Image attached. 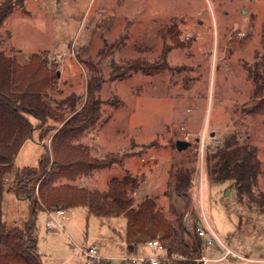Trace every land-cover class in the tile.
Wrapping results in <instances>:
<instances>
[{
  "label": "rangeland",
  "instance_id": "rangeland-1",
  "mask_svg": "<svg viewBox=\"0 0 264 264\" xmlns=\"http://www.w3.org/2000/svg\"><path fill=\"white\" fill-rule=\"evenodd\" d=\"M8 2L13 9L0 26V256L4 227L30 213V200L10 189L14 173L39 166L45 153L54 161L52 136L87 105L95 75L101 117L74 144L102 167L56 184L87 188L94 203L131 205L90 218L87 207H74L54 231L46 227L54 214L40 212L42 264H84L91 244L109 255L148 252L145 242L132 249L120 237L130 210L168 223L190 247L200 218L241 254L216 259L226 252L216 239L208 264H264V115L248 112L257 86L250 70L264 72V0ZM230 136L256 146L260 158L259 175L241 191L209 172L207 156ZM178 139L189 146L178 149ZM182 165L194 169L193 184L178 194L174 173ZM188 214L196 215L189 227ZM0 264L14 263L0 257Z\"/></svg>",
  "mask_w": 264,
  "mask_h": 264
},
{
  "label": "trees",
  "instance_id": "trees-1",
  "mask_svg": "<svg viewBox=\"0 0 264 264\" xmlns=\"http://www.w3.org/2000/svg\"><path fill=\"white\" fill-rule=\"evenodd\" d=\"M12 9L13 5L8 0L0 6V26L10 15ZM33 57L38 58L39 56L34 54ZM131 67L138 70V67L134 65ZM33 71L36 75H40L39 68ZM249 75L257 86L248 112L253 116L264 115V72L259 69L256 72L250 70ZM97 80V76L91 77L90 97L87 105L54 132L52 136L54 161L50 163V155L45 153L40 159L39 166H25L14 173V185L10 189L20 199L30 200V213L21 225L14 224L4 227L5 252L0 256L1 258H6L14 264H42L37 251L36 222L42 211L71 210L77 206H84L88 208L90 218L92 215L117 216L121 214V209L125 210L130 207L131 203L120 204L118 200L117 203H105L106 205L94 203L87 188L73 184H56L63 178L73 181L78 176L86 175L89 171L102 167L85 160L88 153L86 146L82 143L74 144V141L93 129L101 117L102 100L95 94L100 85ZM13 107L18 109L16 103H13ZM36 111L34 115L38 119H44L43 112L40 113V109ZM212 151V154L207 156V162L212 161L209 164V172L215 182L233 180L237 185V190L241 191L243 186H248L251 180L259 175L260 158L257 157V147L249 142L239 143L235 136H230L223 145H218ZM193 174L194 169L184 165L175 171V191L178 194L187 192L191 188ZM37 197L40 198V202ZM238 199L240 203L243 202L240 194ZM138 214L137 211L130 210L127 214L129 219L126 236L118 234L128 246L134 249L138 244L146 243L160 233L162 236L159 237L163 240L167 252L178 256L169 264H203L198 260L203 251V240L199 234L195 235L194 246L190 247L184 239L179 240L174 237V229L168 223L154 218L143 219ZM180 226L182 227V224Z\"/></svg>",
  "mask_w": 264,
  "mask_h": 264
},
{
  "label": "built area",
  "instance_id": "built-area-1",
  "mask_svg": "<svg viewBox=\"0 0 264 264\" xmlns=\"http://www.w3.org/2000/svg\"><path fill=\"white\" fill-rule=\"evenodd\" d=\"M67 210L59 209L56 211H49L47 213L54 214L51 218L46 221V227L49 230L64 228L63 223L60 220V215L65 214ZM196 215L188 214L185 219L186 225L189 227L192 219ZM195 233L203 240V251L198 258L203 264H208L211 257L208 255V250L211 245L218 239L219 242L225 247L226 252L221 258L227 257L230 254L238 255L232 248L226 245L211 226L206 228L202 225L201 219H197V227ZM144 247L149 249L148 252L130 251L119 255H109L101 252L96 245H89L83 249L84 264H169L172 260L178 256L176 254H169L166 250L163 240L160 237L150 239L144 244ZM206 251V252H205Z\"/></svg>",
  "mask_w": 264,
  "mask_h": 264
},
{
  "label": "crops",
  "instance_id": "crops-1",
  "mask_svg": "<svg viewBox=\"0 0 264 264\" xmlns=\"http://www.w3.org/2000/svg\"><path fill=\"white\" fill-rule=\"evenodd\" d=\"M34 133H35V132H32V131H31L30 136H29V137L23 142V144H24L25 142H27L28 140H30V137H32ZM35 142H36V141H35ZM36 143H37L38 145H42V144H44L43 141H42V142L39 141V142H36ZM23 144H22V145H23ZM22 145H21V146H22ZM21 146H20V147H21ZM240 205L242 206L241 203H240ZM242 207H243V206H242ZM256 209H257V208H256ZM42 212H45V211H42ZM71 213H72L71 210H67V214H68V215H70ZM229 247H230V246H229ZM230 248H231V247H230ZM234 251H235V250H234ZM235 252H236V251H235ZM236 253L240 255V256L237 255V257H241V254H240L239 252H236ZM230 255H233V254H230ZM230 255H228L227 257H229ZM235 256H236V255H235ZM220 257H221V256H220ZM220 257H218V258H216V259H220ZM227 257H224V258H221V259H225V258H227Z\"/></svg>",
  "mask_w": 264,
  "mask_h": 264
},
{
  "label": "water",
  "instance_id": "water-1",
  "mask_svg": "<svg viewBox=\"0 0 264 264\" xmlns=\"http://www.w3.org/2000/svg\"><path fill=\"white\" fill-rule=\"evenodd\" d=\"M243 13H245V10H243ZM176 146L178 149H185L189 146V142L183 139H178L176 142Z\"/></svg>",
  "mask_w": 264,
  "mask_h": 264
}]
</instances>
